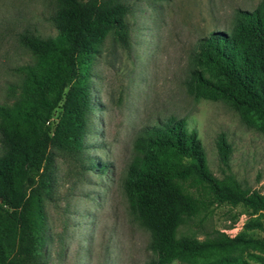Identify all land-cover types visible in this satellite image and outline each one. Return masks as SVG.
Listing matches in <instances>:
<instances>
[{
  "label": "trees",
  "instance_id": "1",
  "mask_svg": "<svg viewBox=\"0 0 264 264\" xmlns=\"http://www.w3.org/2000/svg\"><path fill=\"white\" fill-rule=\"evenodd\" d=\"M52 1L56 34L18 33L17 41L33 59L16 67L21 74L17 97L0 105V264L39 263L41 196L50 186V148L81 149L95 46L112 31L113 41L128 47L125 3ZM191 62L185 82L189 95L228 104L264 133V0L251 10H236L229 31H212L200 39ZM58 106L52 124L49 119ZM215 147L227 167L230 146L222 133ZM132 149L122 185L131 214L149 232L147 247L153 256L147 264H251L238 247L251 241L246 230L259 226L257 219L232 238L219 230L202 239L176 232L213 202L264 211V193L241 188L231 174L213 176L196 132L182 118L171 116L143 127ZM251 257L264 264V256Z\"/></svg>",
  "mask_w": 264,
  "mask_h": 264
},
{
  "label": "rangeland",
  "instance_id": "2",
  "mask_svg": "<svg viewBox=\"0 0 264 264\" xmlns=\"http://www.w3.org/2000/svg\"><path fill=\"white\" fill-rule=\"evenodd\" d=\"M120 1L129 7L128 47H119L112 31L95 46L81 149L50 148L38 264H147L153 256L149 232L131 214L122 183L135 136L171 116L196 132L213 176L231 174L241 188L264 193V133L228 104L194 98L185 88L198 41L212 31H229L235 11L251 10L259 0ZM53 11L52 0H0V105L17 97L21 74L15 69L33 59L17 41L18 33L54 36ZM59 113L58 106L49 122L54 124ZM221 133L230 146L227 167L215 147ZM238 218L237 232L252 219L259 222L246 230L251 241L238 247L256 264L251 255L264 256V211L213 202L179 225L176 236L202 239Z\"/></svg>",
  "mask_w": 264,
  "mask_h": 264
},
{
  "label": "built area",
  "instance_id": "3",
  "mask_svg": "<svg viewBox=\"0 0 264 264\" xmlns=\"http://www.w3.org/2000/svg\"><path fill=\"white\" fill-rule=\"evenodd\" d=\"M240 221H241V218H238V222L235 223V224H233L232 227H230V228H223V229H220L219 231L220 232H223L228 237H232V236H234L237 233V231H238V229L240 227V224H241Z\"/></svg>",
  "mask_w": 264,
  "mask_h": 264
}]
</instances>
